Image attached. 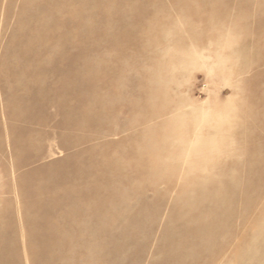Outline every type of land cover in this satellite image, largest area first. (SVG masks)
<instances>
[{
	"label": "rangeland",
	"instance_id": "rangeland-1",
	"mask_svg": "<svg viewBox=\"0 0 264 264\" xmlns=\"http://www.w3.org/2000/svg\"><path fill=\"white\" fill-rule=\"evenodd\" d=\"M48 240L50 264L264 263V0H0V264Z\"/></svg>",
	"mask_w": 264,
	"mask_h": 264
},
{
	"label": "bare ground",
	"instance_id": "bare-ground-1",
	"mask_svg": "<svg viewBox=\"0 0 264 264\" xmlns=\"http://www.w3.org/2000/svg\"><path fill=\"white\" fill-rule=\"evenodd\" d=\"M72 110V109H71ZM154 117L157 118V115H154ZM34 132V131H33ZM117 131L113 130L111 131V134H115L116 135ZM173 137L175 139H179V142L180 141L182 142L183 141H189L190 138L194 139L195 138V128L191 127H182V128H175L171 131ZM31 140V139H30ZM172 146H176L177 145V141H173L171 143ZM170 145V146H171ZM204 147L208 146L209 143L206 141L204 143ZM77 155V152H75L73 154V156H76ZM24 186V185H23ZM207 198H203L202 199V202L203 201H206ZM203 204V203H202ZM235 212H230L229 215H228V220H227V223L223 226V227H216V228H211L208 232H206L204 234V238H202V240L204 239V241H207L208 243V246L210 247V245L213 243L214 239L216 238V236H219V235H222L224 233H226L227 231V228L229 226V223H230V220L232 219V217L234 216ZM206 216H204L203 214L201 215L200 213L197 215V217L195 218H192L194 221L193 223H195L192 227L190 228H187L183 235H187L188 237L189 236H193L194 234H197V230L201 227H209L210 226V223L207 222V221H202ZM41 227V226H40ZM44 231L45 232H48L47 228L45 227L44 228ZM53 240H48L46 242L43 243L42 245V249L44 251V254H43V263L42 264H50L51 263V260H50V256H49V252L53 249L54 247V244L52 243ZM54 242V241H53ZM209 247L204 250L203 252L199 253V257L202 258V257H206V255H208L210 253V250H209ZM34 247L30 245L29 247V251H30V255L33 257L35 255V251H34ZM194 251V250H193ZM179 255H175V258H178L179 260H182V258H179L178 257ZM31 257V258H32ZM33 259V258H32ZM31 259V260H32ZM259 264H264V263H259Z\"/></svg>",
	"mask_w": 264,
	"mask_h": 264
}]
</instances>
